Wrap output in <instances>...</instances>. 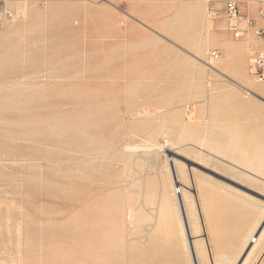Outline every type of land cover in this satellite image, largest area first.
<instances>
[{
    "label": "rangeland",
    "instance_id": "obj_1",
    "mask_svg": "<svg viewBox=\"0 0 264 264\" xmlns=\"http://www.w3.org/2000/svg\"><path fill=\"white\" fill-rule=\"evenodd\" d=\"M28 3L0 25V264H194L193 240L239 264L264 216L261 41L201 0Z\"/></svg>",
    "mask_w": 264,
    "mask_h": 264
},
{
    "label": "built area",
    "instance_id": "obj_2",
    "mask_svg": "<svg viewBox=\"0 0 264 264\" xmlns=\"http://www.w3.org/2000/svg\"><path fill=\"white\" fill-rule=\"evenodd\" d=\"M10 0H0V25L4 18L17 21L25 18V12L8 6ZM209 4V18L213 20L224 19L226 31L235 39H243L249 28L252 34L264 42V27L257 26L256 21L242 11V7L252 4L264 3V0H204ZM260 17H264V9L258 11ZM246 23V25H245ZM220 54L212 51L210 57L217 59ZM249 73L261 83H264V50H259L251 59ZM180 189L178 190V193ZM177 193V194H178Z\"/></svg>",
    "mask_w": 264,
    "mask_h": 264
},
{
    "label": "bare ground",
    "instance_id": "obj_3",
    "mask_svg": "<svg viewBox=\"0 0 264 264\" xmlns=\"http://www.w3.org/2000/svg\"><path fill=\"white\" fill-rule=\"evenodd\" d=\"M29 2V0H18V1H16V3H18L17 5H15L16 6V9L17 8H24V9H30V3H28ZM32 6V5H31ZM26 9V10H27ZM259 17V16H258ZM23 26V25H22ZM28 28V27H27ZM17 29H19V28H17ZM100 57V55H96V54H92V57ZM87 62V61H86ZM86 62L85 61H83V63H82V68L80 69V71H78L77 72V76L79 77V79H80V81H81V83L82 84H84L85 83V81L86 80H89V81H92L97 75H96V73H94V70H92V68L90 69V70H88V68H86ZM96 72V71H95ZM79 73V74H78ZM102 76V78L103 77H106V75H101ZM112 76V75H111ZM110 76V77H111ZM109 77V76H108ZM107 77V78H108ZM126 85V84H125ZM81 87V86H80ZM84 87V86H83ZM89 92H90V90H91V87H90V90L89 89H87ZM115 90V89H114ZM79 91H81L80 89H79ZM87 91V92H88ZM95 91V90H94ZM94 91H93V93H94ZM86 92V91H85ZM85 92H83L84 93V95H83V98L85 97ZM97 93H98V91H96ZM82 93V92H81ZM82 93V94H83ZM91 94H90V97L88 96V100L90 99V101H92L91 100V98L93 99V100H95L93 97H92V95H93V93H92V91L90 92ZM89 95V94H88ZM94 95H96L95 93H94ZM93 95V96H94ZM79 96H82L81 94L79 95ZM97 96H99V95H97ZM113 96V95H112ZM95 97V96H94ZM100 97V96H99ZM98 97V98H99ZM80 98V97H79ZM85 98H87V97H85ZM96 98V97H95ZM98 98L96 99V100H98ZM99 99H101V98H99ZM88 100H86V101H88ZM80 101V100H79ZM97 106V105H96ZM84 107H85V105H84ZM88 107V106H87ZM90 107H92V106H90ZM94 108V107H93ZM144 109V108H143ZM84 111V110H83ZM91 111H93V110H91ZM86 112V111H85ZM89 113V112H88ZM90 115L91 114H93L92 112L91 113H89ZM88 115V114H87ZM87 115L84 117L83 116V119H82V116L81 115H79L81 118L80 119H78V120H80V126H82L81 125V119L82 120H84V119H86V117H87ZM90 118V117H89ZM92 119V118H91ZM93 119H94V117H93ZM95 119H96V117H95ZM92 121V120H91ZM93 121H95V120H93ZM79 123V122H78ZM86 123V122H85ZM87 123H88V121H87ZM89 123L91 124L92 122H90V120H89ZM95 124H96V122H94ZM82 124H83V126L85 125L84 124V121L82 122ZM86 125H89V124H86ZM93 125V124H92ZM79 126V127H80ZM78 127V128H79ZM80 129V128H79ZM85 128H83V130H84ZM82 130V129H81ZM85 131V130H84ZM80 133H82V131L80 132ZM83 133H85V132H83ZM133 148V147H132ZM134 148H136V147H134ZM172 172H173V176H172V180H171V186L174 188V191H175V188L177 187V186H179V184H180V189H181V191L177 194V193H175L174 195H175V200H176V202H177V204H178V206L179 207H183L184 208V212H185V218H186V224L188 225V230H189V232H190V234H189V236L188 237H192V234H193V232H192V229H191V226H190V223H189V215H188V212H187V204H190V202H189V196H188V192H187V190H186V188H185V185L182 183V180H181V177L179 176V172L177 171V169H176V167H175V165H172ZM176 192V191H175ZM264 208V207H263ZM264 210V209H263ZM261 219V218H260ZM184 222H185V220H184ZM184 232H185V234H186V232H187V230H186V226H185V223H184ZM191 244H192V247H193V253H194V255H195V258L197 259V264H203V263H205V264H209V257L210 256H207L206 254H204V256H203V262H201L198 258H197V243H195V240H193V241H191ZM262 244H264V216L262 217V219H261V221L260 222H258V225L256 226V227H254L252 230H250V231H248L247 233H245L244 234V238H243V243H242V252H243V259H242V261L239 263V264H250L251 263V259H252V257L258 252V251H260L259 249H260V247L262 246ZM263 247V246H262ZM208 250H211V249H208ZM190 251H191V246H190ZM210 255V254H209ZM211 258H212V261H213V264H231V258H229L228 257V255L225 253H222L221 254V252H220V249L218 248V246L215 248V253H214V255H212L211 254ZM229 258V259H228ZM257 264H264V253H263V256L261 257V259H259V261L257 262Z\"/></svg>",
    "mask_w": 264,
    "mask_h": 264
},
{
    "label": "crops",
    "instance_id": "obj_4",
    "mask_svg": "<svg viewBox=\"0 0 264 264\" xmlns=\"http://www.w3.org/2000/svg\"><path fill=\"white\" fill-rule=\"evenodd\" d=\"M121 1H140V0H121ZM146 1H152V0H146ZM204 4H205V6H206V9H207V13H208V9H209V4H207L204 0H201ZM250 6H252L253 7V12L252 13H248V16L250 17V18H252V19H254L255 21H256V25L257 26H261V27H264V17H260L259 15H258V11L260 10V9H264V3H257V4H255V5H250ZM209 15V14H208ZM259 16V17H258ZM210 19V18H209ZM222 20V18L221 19H218V20H213V21H217V22H220ZM245 25H246V23H245ZM228 32V31H227ZM229 33V32H228ZM230 34V33H229ZM231 35V34H230ZM251 35H253L252 34V29L251 28H249L248 29V31L246 32V36H245V39H247V38H250V36ZM232 36V35H231ZM233 37V36H232ZM234 38V37H233ZM244 39V38H243ZM260 45H258L260 48H261V50H264V42L263 41H261V43H259Z\"/></svg>",
    "mask_w": 264,
    "mask_h": 264
},
{
    "label": "water",
    "instance_id": "obj_5",
    "mask_svg": "<svg viewBox=\"0 0 264 264\" xmlns=\"http://www.w3.org/2000/svg\"><path fill=\"white\" fill-rule=\"evenodd\" d=\"M181 210H182V213H183V218L185 220V226H186V230H187V235L189 236L190 232L188 230V225L186 224V218H185V212H184V208L181 206ZM191 241V240H190ZM190 246H191V251H192V254H193V261H194V264H197V259L195 258V255L193 253V247H192V244L190 242Z\"/></svg>",
    "mask_w": 264,
    "mask_h": 264
}]
</instances>
